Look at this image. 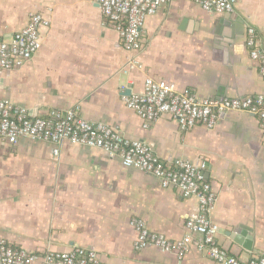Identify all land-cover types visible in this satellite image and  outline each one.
<instances>
[{
	"label": "crops",
	"instance_id": "obj_1",
	"mask_svg": "<svg viewBox=\"0 0 264 264\" xmlns=\"http://www.w3.org/2000/svg\"><path fill=\"white\" fill-rule=\"evenodd\" d=\"M50 21L41 47L24 67L0 74V99L43 115L76 109L123 137L144 142L162 161L206 162L217 195L210 214L217 242L242 260L264 252V137L256 117L230 113L213 130L182 131L160 119L143 129L124 98L146 78L166 80L206 98H243L264 92L245 47L246 26L264 50V0H239L231 14L170 0L149 17L141 48L126 52L92 0H0V39L20 31L32 14ZM137 62L138 66L130 65ZM197 206L175 189L98 149L63 142H0V238L32 253L94 250L105 264H217L190 249L179 256L155 248L136 252L133 219L171 240L184 233Z\"/></svg>",
	"mask_w": 264,
	"mask_h": 264
},
{
	"label": "built area",
	"instance_id": "obj_2",
	"mask_svg": "<svg viewBox=\"0 0 264 264\" xmlns=\"http://www.w3.org/2000/svg\"><path fill=\"white\" fill-rule=\"evenodd\" d=\"M170 0H92L105 22L119 37L126 52L141 48V34L146 20L160 12ZM203 11L231 14L239 0H189ZM50 21L43 14L30 16L27 24L9 39H0V74L21 69L41 47V30ZM245 47L264 83V50L256 31L246 26ZM133 62L130 67L138 66ZM126 108L135 113L148 129L160 119L177 123L182 131L194 127L213 130L230 113H247L256 117L264 137V92L243 98H206L189 91H180L166 80L146 78L142 90L124 98ZM21 139L48 143L54 156L60 145L68 142L89 149L101 150L109 157H117L125 168L139 170L155 178L163 189H175L183 199H195L197 206L184 222V235L171 240L150 231L144 221L133 219L135 232L133 248L136 252L155 248L164 253L182 256L190 249L205 253L217 264H264V252L247 260L230 255L217 242L218 227L210 214L217 195L205 179L206 162L162 161L142 141L130 140L116 129L102 123L83 119L76 109H49L43 115L28 108L0 99V142L10 146ZM0 264H105L94 250L76 247L68 252L44 251L32 253L0 238Z\"/></svg>",
	"mask_w": 264,
	"mask_h": 264
}]
</instances>
